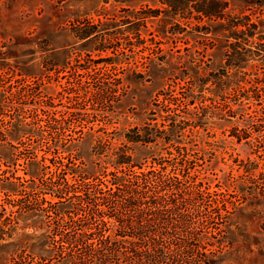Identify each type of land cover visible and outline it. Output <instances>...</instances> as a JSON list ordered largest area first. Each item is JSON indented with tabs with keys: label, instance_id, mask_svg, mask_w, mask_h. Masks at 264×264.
<instances>
[{
	"label": "rangeland",
	"instance_id": "374dc122",
	"mask_svg": "<svg viewBox=\"0 0 264 264\" xmlns=\"http://www.w3.org/2000/svg\"><path fill=\"white\" fill-rule=\"evenodd\" d=\"M227 1L228 11L257 24L247 43L240 41L247 36L220 21L202 20L205 28L196 29L189 20L182 29L183 20L174 25L156 0H0V264H61L69 252L64 239L75 233L74 218L83 212L72 209L60 217L48 194L39 193L40 177H49L54 167L49 159L104 164L107 141L126 143L124 133L149 120L172 84L170 65L195 84L190 108L198 116L197 136L181 142L207 187L206 199L213 205L223 200L228 213L206 221L200 209L166 235L185 230L193 239L206 233L200 251L213 252L209 264H264V197H245L264 187V122L246 92L252 79H264V59L252 55L262 49L264 56V0ZM146 7L161 12L144 18L143 26L138 10ZM82 31L91 34L82 38ZM177 82L174 93L185 84ZM247 114L261 123L254 125L258 134L245 126ZM31 124L39 125L38 133ZM244 128L250 136L236 139ZM52 136L71 149L67 159L51 153ZM127 145L136 162L149 165L150 155H159L151 143ZM166 149L171 154H160L168 165L175 152ZM250 163L253 169L244 171ZM163 172L178 170L166 166ZM38 205L44 217L23 212ZM44 235L51 239L47 247Z\"/></svg>",
	"mask_w": 264,
	"mask_h": 264
},
{
	"label": "trees",
	"instance_id": "16d2710c",
	"mask_svg": "<svg viewBox=\"0 0 264 264\" xmlns=\"http://www.w3.org/2000/svg\"><path fill=\"white\" fill-rule=\"evenodd\" d=\"M156 1L172 15L174 25L179 26V21L183 20L184 26L180 27L182 29L189 24V20L196 21V29L205 28L203 24H198L202 20L220 21L226 28L247 36L240 39L247 43L248 37L253 36L257 28V24L252 22L247 14L228 11L227 0ZM138 11L143 13V26L144 18L156 16L161 12L158 8L149 7L140 8ZM90 34L82 31L80 37ZM262 36V32H258L257 39L261 40ZM143 42L142 38L138 40V44ZM103 48L106 49V45ZM262 51L253 50L252 55L264 59ZM156 59L158 64L163 62L161 58ZM234 59L241 60V52H236ZM177 69L173 65L167 68V78L172 84H169L167 92H161L163 97L154 103L155 109H151L149 120L141 128L132 127L129 130L131 134L124 133L126 143L113 145L112 140L107 141L104 164L94 162L92 165H86L82 162L76 163L72 159L54 163L53 158L49 159L54 167L50 168L49 177H40L39 193L48 194V199L54 204L53 212L60 217L69 214L72 209H80L83 212V218L77 216V213L74 218L75 233L64 239L69 245V252L60 257L61 264H209L213 252L200 251V244L206 242V233L199 231L193 239L185 230L181 236L166 235L168 230L183 228L189 222L190 214L200 209L205 212L206 221L218 216L225 217L228 213L223 200L213 205V201L206 199L209 195L207 187L203 186L202 180L197 177V171L187 156L184 137L188 136L190 139L197 136L194 127L197 126L198 116L190 108L195 84L179 76ZM177 80H183L185 84L184 87L179 86V91L174 93V87L178 85ZM210 91H213V88ZM246 92L247 99L254 100L259 106L254 109L255 116L258 121L264 122V79H252ZM156 119L159 120L158 123ZM245 122V126L250 127L253 132H260L254 125L261 123L253 121L251 115L247 114ZM18 124L25 128L29 122L18 120ZM29 128L38 133L39 125L31 124ZM249 133L250 131L244 128L235 133V137L248 138ZM127 143H151L153 149L159 147L158 152L156 151L159 155H150L149 165H146L145 160L136 162L133 160L132 148ZM47 146L52 147L51 153L58 159H67L71 154V149L61 145L53 136ZM167 146L173 147L175 152L171 157L172 162L168 165L163 163L164 157L160 154L161 150L171 154L167 152ZM64 152L66 154H63ZM105 164L112 168L107 170ZM166 166L178 172L164 173ZM42 167L49 168L46 165ZM243 169L247 171L253 169V166L251 163L245 164ZM243 196L241 198H244ZM260 196L264 197V187L260 191L247 192L245 197L256 199ZM23 212L41 217L45 214V210L39 205L35 209L27 207V211ZM44 238L47 247L51 239L48 235H44Z\"/></svg>",
	"mask_w": 264,
	"mask_h": 264
}]
</instances>
